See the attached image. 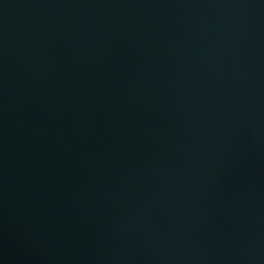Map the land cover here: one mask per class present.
Masks as SVG:
<instances>
[{
	"label": "water",
	"instance_id": "water-1",
	"mask_svg": "<svg viewBox=\"0 0 264 264\" xmlns=\"http://www.w3.org/2000/svg\"><path fill=\"white\" fill-rule=\"evenodd\" d=\"M0 264H264V0H0Z\"/></svg>",
	"mask_w": 264,
	"mask_h": 264
}]
</instances>
